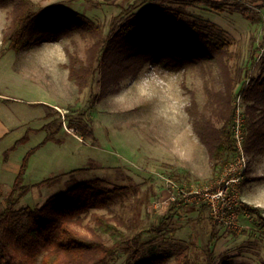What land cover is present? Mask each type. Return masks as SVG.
<instances>
[{"label": "rangeland", "instance_id": "374dc122", "mask_svg": "<svg viewBox=\"0 0 264 264\" xmlns=\"http://www.w3.org/2000/svg\"><path fill=\"white\" fill-rule=\"evenodd\" d=\"M32 2L36 10L55 4L79 12L102 26L105 34L123 7L136 2L140 10L151 5L146 0ZM12 8L10 3L0 6V97L7 99L0 103V209L6 206L23 159L36 149L29 157L22 186L14 194L16 208L40 206L76 183L100 177L127 190L109 209L93 212L110 217L129 235L142 229L148 242L145 252L185 243L193 246L192 255L204 263L215 231L216 264L225 257L232 264H264V220L244 208V204H251L264 216V144L246 149L249 116L242 97L243 82L232 99L233 152L215 172L211 161V165L204 164L201 168H207V177H188L184 174L187 154L200 158L201 145L208 154L194 120L203 112L214 114L210 105L220 104L215 92H220V97L227 95L224 68L218 58L180 70H172L161 61H148L138 74L124 77L117 85L104 89L97 73L81 90L69 79L67 49L85 58L93 39L79 33L58 39L52 35L36 44L28 42L21 50L8 49L3 37L11 23ZM245 8L246 13L229 7L217 11L203 4L188 7L193 18L218 24L232 42V56L225 61L232 77L239 72L242 78L248 70L256 76L264 56V0L247 2ZM237 117L243 122L245 162L239 169L244 167V175L234 186L238 195L235 218L214 222L208 201L195 190L230 178L229 166L240 154L234 131ZM212 119L218 128L224 122L218 115ZM82 125L90 131L87 138L78 129ZM53 131L54 137L44 142ZM55 176L59 179L40 184ZM162 220L165 224L159 229ZM84 223L94 225L90 217ZM128 225L134 228L130 230ZM80 229L90 233L87 226ZM103 237L114 242L110 234ZM126 257L119 252L110 264H124ZM168 264H176L175 258Z\"/></svg>", "mask_w": 264, "mask_h": 264}, {"label": "trees", "instance_id": "16d2710c", "mask_svg": "<svg viewBox=\"0 0 264 264\" xmlns=\"http://www.w3.org/2000/svg\"><path fill=\"white\" fill-rule=\"evenodd\" d=\"M146 1L151 5L140 10L136 2L123 7L112 18L111 29L105 34L102 26L63 6L53 4L36 10L32 0H0L1 7L13 4L11 23L3 40L8 43V49L21 50L28 42L36 44L52 35L57 39L74 33L89 36L93 41L87 47L85 58L67 49L70 56L66 64L69 79L81 90L97 73L101 74L104 89L117 85L124 77L138 74L148 61H161L172 70H180L218 58L224 68L227 95L221 94L220 97V94L217 96L220 92H215L216 101L221 105L213 107L211 104L210 108L214 112L212 116H221L224 122L218 128L212 116H206L204 112L194 120L196 133L207 149L213 170L215 172L224 164L234 150L232 99L236 98L235 90L241 82L249 116L246 149L260 148L264 144V56L256 76H251L249 70L242 78L239 72L234 77L230 76V68L225 61L232 56V42L218 24L193 18L188 10L189 6L203 4L217 11L229 7L246 13L245 4L257 0ZM70 125L73 126L71 122ZM78 129L83 138L88 137L90 131L85 126ZM55 132H49L44 142L53 138ZM35 150H30L23 159L6 206L0 209V264H110L119 252L127 255L124 264H168L172 257L176 264H216L215 231L211 234L204 263L192 255L193 246L185 243L145 252L148 242L143 239L142 229L129 235L110 217L93 212L94 209H109L114 200L127 190V187L111 184L104 178L76 183L52 195L40 206L16 208L14 194L18 192V186H22L29 157ZM58 179L59 176H55L40 184ZM244 208L258 213L264 220L256 206L244 204ZM87 217L93 226L84 223ZM164 224L165 220H162L159 229ZM82 226H87L90 233L82 232ZM104 234H110L114 242L108 243ZM221 264L232 263L225 257Z\"/></svg>", "mask_w": 264, "mask_h": 264}, {"label": "built area", "instance_id": "2783aa9c", "mask_svg": "<svg viewBox=\"0 0 264 264\" xmlns=\"http://www.w3.org/2000/svg\"><path fill=\"white\" fill-rule=\"evenodd\" d=\"M242 126L243 122L239 117H237L234 124V131L235 137L237 139V147L240 154L236 158L237 161H232L229 166V171L231 172L230 178L224 183H221L222 180H218L215 185L204 187L201 190H195V193H199L204 200L208 201L209 207L211 208L212 219L214 220V222L235 218L233 207L234 205H237L238 195L234 186L244 175V167L241 168L240 171L239 169L245 162V153L242 147L243 133L241 136Z\"/></svg>", "mask_w": 264, "mask_h": 264}, {"label": "crops", "instance_id": "0c3cea01", "mask_svg": "<svg viewBox=\"0 0 264 264\" xmlns=\"http://www.w3.org/2000/svg\"><path fill=\"white\" fill-rule=\"evenodd\" d=\"M2 99H5V100H1V97H0V103H1V101H7L6 98H2ZM202 147L203 146L201 145L200 150H201V155L202 156L200 158H198V156H196L192 152L187 154V156L185 158V163L187 165V169L188 170L186 169V171L184 172V174L186 176L189 177V175H190L191 177H194V178H197V179H203V178L207 177V174H208L207 168L202 170L201 167L204 164H209V165H211V164H210V160H209L208 154L206 155V154H204L205 152L203 153V149L204 148H202ZM205 155H206V157H205ZM211 172H212V170H211ZM244 198H245V200L247 202L251 203V201L249 200L251 198H248L246 194H244Z\"/></svg>", "mask_w": 264, "mask_h": 264}]
</instances>
